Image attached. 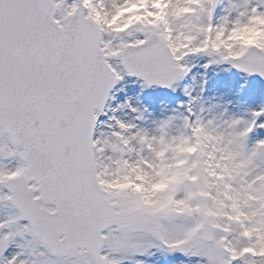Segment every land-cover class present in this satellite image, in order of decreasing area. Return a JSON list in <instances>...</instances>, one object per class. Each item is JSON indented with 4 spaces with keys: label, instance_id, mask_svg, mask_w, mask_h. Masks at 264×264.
<instances>
[{
    "label": "snow or ice",
    "instance_id": "snow-or-ice-1",
    "mask_svg": "<svg viewBox=\"0 0 264 264\" xmlns=\"http://www.w3.org/2000/svg\"><path fill=\"white\" fill-rule=\"evenodd\" d=\"M0 264H264V0H0Z\"/></svg>",
    "mask_w": 264,
    "mask_h": 264
},
{
    "label": "rangeland",
    "instance_id": "rangeland-1",
    "mask_svg": "<svg viewBox=\"0 0 264 264\" xmlns=\"http://www.w3.org/2000/svg\"><path fill=\"white\" fill-rule=\"evenodd\" d=\"M223 80H224V81H227V80H228V78H227V77H224V78H223ZM221 90H224V89H221Z\"/></svg>",
    "mask_w": 264,
    "mask_h": 264
}]
</instances>
